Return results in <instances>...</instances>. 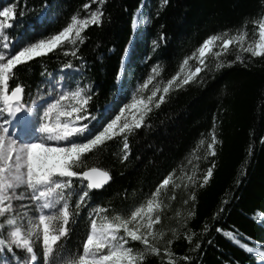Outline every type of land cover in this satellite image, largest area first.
<instances>
[{"label": "trees", "instance_id": "1", "mask_svg": "<svg viewBox=\"0 0 264 264\" xmlns=\"http://www.w3.org/2000/svg\"><path fill=\"white\" fill-rule=\"evenodd\" d=\"M47 2L52 6L50 15L39 21L36 12L30 9L39 11L44 0H0V11L15 5L17 26L12 32L20 36L18 46L26 40L34 41L61 30L78 11L83 16L86 10L82 9V4L87 0ZM142 3L149 23L135 33L132 21ZM102 7L103 24L90 25L85 30L88 38L78 52L87 63L85 76L94 83L93 91L98 89L90 102L93 106L103 105L110 98L121 57L130 43L125 79L130 80L134 73L142 82L151 67L159 62L161 69L154 83H160L162 88L163 82L179 70L183 57L207 35L224 29L231 34L240 29L244 33L243 46H254L258 40L257 24L264 18V0H106ZM21 11L25 13L23 16ZM161 31L166 34V39L152 53L151 41L157 39ZM229 48L225 59L232 60L240 45L232 44ZM241 54L243 63L238 61L211 76L207 70L198 74L206 83L190 82L180 89L173 88L159 108L153 107L146 117L148 126L134 130L129 136L130 152L126 161L119 159L122 143L117 138L106 142L105 147L87 158L89 166L108 169L112 177L108 185L95 193L92 206L111 205L115 209L134 210V207L146 204L163 176L177 169L174 181L160 197L167 205L162 216V224L169 229L166 237L172 238V228L178 232L170 245L176 264H186L182 259L184 255L193 257L190 264H257V258L242 246L249 238L253 242L250 246L264 242V143L260 139L264 137V55ZM146 57L150 58L146 60ZM68 60L79 63L71 56L64 57L62 52H56L17 65L14 72L25 84L32 85L26 91H34L44 69L59 73L60 63ZM213 62V58L206 61L209 67ZM189 64L194 65L195 61ZM136 82V79L130 80L128 99L123 102H130ZM14 83L10 81V87ZM151 87L152 83L144 89V94ZM214 117L219 142L215 145V155L208 154L205 158ZM201 139L205 144L197 148ZM213 161L212 177L204 186L195 188V207L192 208L191 203L185 205L189 196V190L184 188L190 183L188 175L194 170L200 174ZM176 184L180 187L175 188L176 197L169 202L168 197L172 196ZM225 200L228 202L223 212L214 218L213 214ZM87 210H81L79 223L73 226L67 246L75 249L86 238V228L90 226V221L86 220ZM189 210L194 215L185 225L183 220ZM204 224L208 225L206 233ZM217 226L223 231L218 232ZM229 230L239 234L237 242L223 234ZM186 232L194 233L191 243L185 238ZM197 241L200 248L193 251ZM130 246L142 247L140 242H132ZM159 246L163 247V243ZM35 247L39 256L42 246L37 244ZM146 264H162V259L152 256Z\"/></svg>", "mask_w": 264, "mask_h": 264}, {"label": "snow or ice", "instance_id": "2", "mask_svg": "<svg viewBox=\"0 0 264 264\" xmlns=\"http://www.w3.org/2000/svg\"><path fill=\"white\" fill-rule=\"evenodd\" d=\"M105 2L87 0L82 4V9L86 10L83 16L78 11L61 30L34 41L26 40L22 46L16 45L15 38L6 34L16 15L15 5L0 11V264H146L152 256L161 257L162 264L165 260L167 264H176L170 245L178 232L172 228V238L166 237L169 229L162 224V216L167 205L160 197L174 181L177 169L163 176L146 204L142 203L134 210L115 209L111 205L92 206L95 193L102 190L112 177L108 169L89 166L87 158L105 147L106 142L117 138L122 143L119 159L126 161L130 152L129 136L134 130L148 126L146 117L153 107L159 108L173 88L180 89L190 82L206 83L198 74L207 70L211 76L238 61L243 63L242 52H250L252 56L264 55V20L257 24L255 45L247 48L243 46V31L237 29L229 34V30L224 29L207 35L189 55H185L178 65L179 70L163 82L162 88L160 83H154L161 69L159 62L151 67L142 82L133 73L130 80L136 79L135 88L130 102H123L128 99L130 85V80L125 79V70L131 48L126 46L110 98L103 105L93 106L90 102L98 89L93 91L94 83L85 76L87 63L78 52L88 38L85 30L90 25L103 24L102 6ZM93 4L95 8L91 7ZM51 8L44 0L39 11H30L36 12L38 17H48ZM24 14L21 11L20 15ZM142 19L145 24L149 21L148 16ZM132 22L134 25L139 23L136 18ZM165 39L166 34L161 31L158 38L151 41L152 53ZM232 44L240 45V50L234 59H225ZM56 52H62L64 57L71 56L79 63L73 64L72 60L61 62L60 73L44 69L35 90L26 91L32 85L21 80L14 72L15 67ZM209 58L214 60L211 67L206 63ZM190 61L195 64L190 66ZM10 81H15L14 86L10 87ZM150 83L152 87L144 94ZM114 112V117L109 118ZM216 127L214 117L205 158L208 154L215 155V145L219 142ZM260 139L264 143V137ZM203 144L205 140L201 139L197 148ZM214 166L213 161L200 174L194 170L188 175L190 183L184 188L189 190V196L185 205L191 203L192 208L195 207V188L207 184ZM180 170L183 172V167ZM178 187L180 185H174L169 202L175 199V188ZM227 202H221L214 218L223 212ZM85 208L88 209L86 220L90 221V226L86 228V238L74 249L66 242ZM108 212L112 214H106ZM193 215L194 212L189 210L183 223L186 225ZM202 227L206 233L208 225ZM216 230L223 231L219 226ZM223 234L237 242L239 234L234 230ZM41 235L42 249H39L38 256L35 246ZM193 235L185 233L189 243ZM132 242H140L142 247L130 246ZM161 242L163 247L159 246ZM252 243L249 238L243 249L257 258V264H264V242L250 246ZM199 248L200 242L197 241L193 251ZM182 259L190 264L193 257L184 255Z\"/></svg>", "mask_w": 264, "mask_h": 264}, {"label": "rangeland", "instance_id": "3", "mask_svg": "<svg viewBox=\"0 0 264 264\" xmlns=\"http://www.w3.org/2000/svg\"><path fill=\"white\" fill-rule=\"evenodd\" d=\"M144 5H145V4L142 3V5H141V6L135 11V14H134V15H136V17H133V18H136V19L139 21V23H138L137 25L132 24V25H133L132 27H133V30H134L135 33L138 31V29H140V28H145V27L148 25V23H149V21H148V23L145 24V23L143 22V19H142L144 16H148V14H147V10H146V8H145ZM3 8H4V7H3ZM3 8H1V11H2ZM38 19L40 20L41 17H39ZM14 20H15V17L10 21L9 26L7 27L6 34H8V35H9V30H10V29H13V28H16V26H17V25H15L16 22H15ZM262 20H264V18H263ZM9 37L12 38L11 35H9ZM17 39H18V38H15V43L17 42ZM134 40H135V36H134L133 39H132V44H133ZM61 71H62V70H61ZM61 71H60V72H61ZM60 72H59V73H60ZM131 88H132V86H131ZM131 88H130V89H131ZM133 89H134V88H133ZM115 114H116V113L114 112V113H113V116H112L111 118H113ZM19 203H20V202L18 201V202H17V205H19ZM18 211H19V207H18ZM33 238L36 239V237H33ZM38 244L42 246V235H41V237H40L39 240H38Z\"/></svg>", "mask_w": 264, "mask_h": 264}, {"label": "bare ground", "instance_id": "4", "mask_svg": "<svg viewBox=\"0 0 264 264\" xmlns=\"http://www.w3.org/2000/svg\"><path fill=\"white\" fill-rule=\"evenodd\" d=\"M134 17H136V15H134ZM131 44V43H130ZM130 44L128 45V46H130ZM124 55H125V53H124Z\"/></svg>", "mask_w": 264, "mask_h": 264}, {"label": "water", "instance_id": "5", "mask_svg": "<svg viewBox=\"0 0 264 264\" xmlns=\"http://www.w3.org/2000/svg\"><path fill=\"white\" fill-rule=\"evenodd\" d=\"M109 183H110V181H109L106 185H108ZM106 185H105V186H106ZM105 186H104V187H105Z\"/></svg>", "mask_w": 264, "mask_h": 264}]
</instances>
